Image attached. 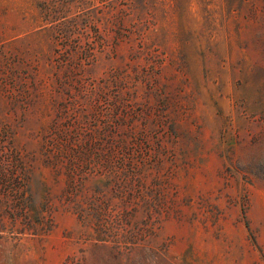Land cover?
<instances>
[{
    "label": "rangeland",
    "instance_id": "rangeland-1",
    "mask_svg": "<svg viewBox=\"0 0 264 264\" xmlns=\"http://www.w3.org/2000/svg\"><path fill=\"white\" fill-rule=\"evenodd\" d=\"M0 264H264V0H0Z\"/></svg>",
    "mask_w": 264,
    "mask_h": 264
}]
</instances>
